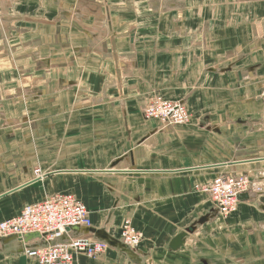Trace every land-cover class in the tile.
<instances>
[{
  "label": "crops",
  "instance_id": "0c3cea01",
  "mask_svg": "<svg viewBox=\"0 0 264 264\" xmlns=\"http://www.w3.org/2000/svg\"><path fill=\"white\" fill-rule=\"evenodd\" d=\"M156 95L189 121L145 119ZM218 175L262 191L223 217L194 190ZM55 193L91 227L51 243L142 235L73 264H264V0H0V222ZM45 245L0 239V264Z\"/></svg>",
  "mask_w": 264,
  "mask_h": 264
},
{
  "label": "built area",
  "instance_id": "2783aa9c",
  "mask_svg": "<svg viewBox=\"0 0 264 264\" xmlns=\"http://www.w3.org/2000/svg\"><path fill=\"white\" fill-rule=\"evenodd\" d=\"M147 120H156L162 128L182 126L189 121V113L181 101H171L153 96L143 109ZM37 178L43 176L34 170ZM194 190L207 194L218 214L227 217L237 210L239 197L249 191L260 193L262 188L246 176L218 175L205 185H196ZM75 227H91L87 207L71 193H55L49 197L25 205L17 216L0 222V239L15 236L23 239L36 236L48 245L24 248V255L36 264H73L74 257L82 254L96 258L109 247L105 242L87 237L51 243ZM142 235L125 220L120 228L119 241L135 249Z\"/></svg>",
  "mask_w": 264,
  "mask_h": 264
},
{
  "label": "water",
  "instance_id": "95a60500",
  "mask_svg": "<svg viewBox=\"0 0 264 264\" xmlns=\"http://www.w3.org/2000/svg\"><path fill=\"white\" fill-rule=\"evenodd\" d=\"M86 232L89 233V232H95V231L90 229V228H87ZM184 236H185L184 234H180L174 240V242L177 244V246L181 244V241L184 238ZM8 238L13 239V238H16V237L13 236V237H8ZM2 239H6V238H2ZM101 240L103 242H105L108 246L122 248L123 250H127L128 249V247H126L124 244H122V243L120 244L117 240H115V239H113V238H111L109 236H104V237L101 238Z\"/></svg>",
  "mask_w": 264,
  "mask_h": 264
},
{
  "label": "bare ground",
  "instance_id": "6f19581e",
  "mask_svg": "<svg viewBox=\"0 0 264 264\" xmlns=\"http://www.w3.org/2000/svg\"><path fill=\"white\" fill-rule=\"evenodd\" d=\"M86 237V236H85ZM88 238V237H87Z\"/></svg>",
  "mask_w": 264,
  "mask_h": 264
}]
</instances>
